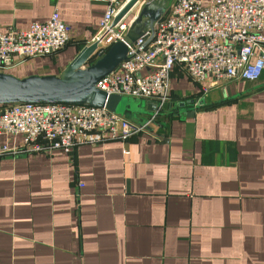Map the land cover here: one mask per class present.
Listing matches in <instances>:
<instances>
[{"label": "crops", "instance_id": "1", "mask_svg": "<svg viewBox=\"0 0 264 264\" xmlns=\"http://www.w3.org/2000/svg\"><path fill=\"white\" fill-rule=\"evenodd\" d=\"M105 8L0 0V31L54 11L69 27L63 49L5 73L58 76ZM142 101L120 114L147 118ZM0 264H264V69L194 82L176 65L168 101L127 141L0 157Z\"/></svg>", "mask_w": 264, "mask_h": 264}, {"label": "built area", "instance_id": "2", "mask_svg": "<svg viewBox=\"0 0 264 264\" xmlns=\"http://www.w3.org/2000/svg\"><path fill=\"white\" fill-rule=\"evenodd\" d=\"M106 8L91 42L94 57L123 40L132 19L112 25L127 0H103ZM69 27L54 11L25 29L0 31V72L25 59L63 49ZM181 66L190 79L257 80L264 69V0H173L137 40L126 58L95 86L106 94L153 101L155 110L135 121L104 106L73 103L0 104V157L127 141L148 129L170 95V74ZM144 71V72H143ZM20 136L21 141L16 138Z\"/></svg>", "mask_w": 264, "mask_h": 264}, {"label": "water", "instance_id": "3", "mask_svg": "<svg viewBox=\"0 0 264 264\" xmlns=\"http://www.w3.org/2000/svg\"><path fill=\"white\" fill-rule=\"evenodd\" d=\"M165 4L166 0H127L112 22L115 25L139 7L124 39L111 44L92 63L89 62L93 58L96 42L83 47L58 76L30 75L19 78L0 72V104L73 103L104 106L112 112H121L126 105V99L119 94L108 95L95 84L126 58L128 43L144 35L146 30H152L154 22L164 13ZM146 108L154 111L156 104L148 103Z\"/></svg>", "mask_w": 264, "mask_h": 264}, {"label": "rangeland", "instance_id": "4", "mask_svg": "<svg viewBox=\"0 0 264 264\" xmlns=\"http://www.w3.org/2000/svg\"><path fill=\"white\" fill-rule=\"evenodd\" d=\"M166 2L167 3H169V0H166ZM170 4V3H169ZM138 12V11H137ZM132 17L133 16H131V18L130 19H132ZM100 57V56H99ZM99 57H94V58H92L91 60H90V62L89 63H92L94 60H96L97 58H99ZM123 97L126 99V105L124 106V107H122V109H121V112L122 111H124L125 110V108L127 107V106H136L139 102H141L143 99L142 98H137V97H131V96H125V95H123ZM200 101V104H202L203 103V99L202 100H199ZM143 102V101H142ZM191 104H193L192 102H191ZM118 113H120V112H118ZM149 117V116H148ZM147 117V118H148ZM147 118H145V119H143V120H141V121H145Z\"/></svg>", "mask_w": 264, "mask_h": 264}]
</instances>
